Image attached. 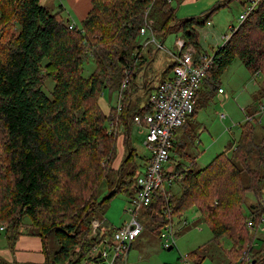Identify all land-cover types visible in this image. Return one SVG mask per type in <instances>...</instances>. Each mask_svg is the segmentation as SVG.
Here are the masks:
<instances>
[{
    "label": "trees",
    "instance_id": "16d2710c",
    "mask_svg": "<svg viewBox=\"0 0 264 264\" xmlns=\"http://www.w3.org/2000/svg\"><path fill=\"white\" fill-rule=\"evenodd\" d=\"M173 1L178 2L92 0L86 18L70 29L61 11L52 14L39 0H0V228H4L9 249L22 235L27 217L35 236L44 241L48 236L54 238L57 249L48 264L98 262L89 253L109 234L99 233L100 224L95 230L90 227L95 210L118 192L136 190L133 172L127 174L132 176L129 180L122 176V165L134 152L129 149L118 175L114 167L117 135L110 125L124 116L116 115V109L108 115L102 112L103 90L120 87L126 77L132 83L134 63L142 59L140 29L148 7L154 20L153 35L180 34L198 57L197 28L207 25L230 0L199 17L184 19L175 17ZM88 57L94 70L83 77ZM236 60L252 77H262L259 88L264 97V2L214 53L203 81L211 92L220 89L216 86L219 78ZM147 62L139 64L142 72ZM48 78L54 82L50 98L42 91ZM151 113L147 104L131 120ZM250 117L251 121L240 126L230 155L225 151L202 169L189 166L164 173L165 181L179 185V194L166 201L157 191L144 208L146 228L158 239L170 221L194 209L210 228V242L230 243L225 251L228 264H264L263 252L252 253L264 208L247 214L242 210L247 193L261 194L264 174V126L257 138L256 119L253 114ZM109 171L116 175L109 188L112 193L99 201L96 190ZM167 207L171 209L169 220L164 215ZM243 250H248L250 263L239 262ZM196 253L187 258H197L195 264H199L205 258Z\"/></svg>",
    "mask_w": 264,
    "mask_h": 264
},
{
    "label": "rangeland",
    "instance_id": "374dc122",
    "mask_svg": "<svg viewBox=\"0 0 264 264\" xmlns=\"http://www.w3.org/2000/svg\"><path fill=\"white\" fill-rule=\"evenodd\" d=\"M210 1L211 0H200L194 4H189L178 0V2H172V7L176 10L177 18H195L206 13L205 11H207L213 3H209ZM245 1L246 0H230L226 3V5H224V7L212 15L209 20L210 24L197 28L198 50L200 52H207L208 55H210L212 54V50H215L223 45V37L230 35L231 29H235L239 26L238 18L243 10V4ZM217 6L218 4H216L214 8ZM209 11L210 9L208 12ZM148 17L152 26H154V20L150 15ZM177 39L184 40L180 34L171 32L165 36L155 37L156 42L159 44L162 43V47H159V45H155V43L151 42L142 48L141 53L143 57L148 60L146 69L147 65L149 68L145 72L146 76H144V78L141 77V74L137 72L135 73V77L133 79L134 99L129 106L131 114L136 113L139 109L146 106L148 89L156 87L161 81L162 73L172 65L171 55L176 54L177 52L175 48V41ZM83 70V77H88L92 73L94 65L92 64L91 58L88 57L87 60H85ZM145 79L148 82V85L146 84L145 87H142ZM262 81L263 79L261 76L252 77L240 61H234L225 70L216 84V86L220 87L224 91V95H222L224 99L219 100L220 94L217 90H214L213 97L206 108L209 112L210 119L212 121H217L215 125L218 133L221 134L223 132V134H221L218 138L219 141L216 142L217 136L215 137L212 133L211 145H215H213L210 151H207L208 145L205 144L201 146L198 142L191 143L188 140L187 135L182 134V130H178L176 137L173 140V148L170 154L171 159L173 161L184 162V159H182V156L179 155L177 150V146L181 143L185 144L186 151L192 156H196L199 152L200 158L197 162L199 168L207 166V163H209L216 155L225 151H227L228 155H230L236 141L239 138L240 126H244L247 121L246 115L255 114L260 107H263L264 112V97H261L259 88ZM53 87L54 82L51 78H48L44 83L42 91L50 98ZM99 105L105 115H108L111 109L114 110L116 108L115 87L112 90H109L108 88L103 90L99 100ZM194 105H196L195 100ZM121 113L123 114L124 112ZM221 114L225 116V119H219ZM255 119L257 124L255 127L257 138H260L262 135L260 128L264 126V115L256 114ZM126 122L123 118L115 123L116 135L118 126L121 124L122 127ZM227 127L229 128L228 133L224 131ZM146 135L147 132L144 127H140L137 124H131L127 139L124 137L121 138V140H123L125 150L122 159H119L120 163L126 160L129 154V149L134 152V156L131 160L122 165V176L124 180L132 178V176H127L128 172H133V177L140 175L147 163L150 151L145 146ZM117 164L118 163H116V165L114 164L115 169L117 168ZM171 164L172 165L170 167H165L166 172H175L173 165L176 163L172 162ZM251 166L254 167L253 162L251 163ZM262 176L263 180L260 183L261 194L258 196L255 193L249 192L245 197V201L242 206V210L245 214L249 211L260 210V208H262L260 205V198L264 200L263 173ZM115 178V173L109 171V173H107V179L102 180L99 184L96 190V196L99 201L100 198L104 196L106 197L109 194V188ZM168 186L169 185L165 184L164 188L166 191L170 190V192L175 191L176 187H178L176 183L172 186V188L170 187L171 189ZM127 198L128 194L118 192L114 197L104 203L101 208H97L95 210V220H93L90 224V227L92 226V230L94 225L93 223L95 221H98L100 224L99 233H102L103 229L106 230L109 228V230L112 231L113 229L119 228L122 226L123 222L128 223L131 215L126 212V209L128 208ZM193 210L194 209L188 210L184 215L188 219H186L188 226H186L180 232V235H178V237L174 240V244H172L173 249L170 251L163 247V241L161 239H158L155 234L151 233L146 228L144 209L137 211L135 214L136 220L142 225L143 230L141 235L132 242L130 254L126 257L127 259L125 262L123 260L122 264H132L133 260L136 261V264H183L180 258L182 257L183 259L184 255H191L195 252H197V256L205 258V260H203L204 262L202 261L203 264H227L226 258L222 253V249L226 248L227 245L229 246V242L227 240H222L220 242L221 245H216L210 242L212 239L210 228L205 225L201 219L191 220L190 215ZM104 219L106 220V224H102ZM176 221L177 218L173 219L174 224ZM260 229L262 230H258L255 235L254 243L252 244L253 254L258 252L264 253V223L261 225ZM23 232L24 234L35 233V230L30 227V221L27 217L23 219ZM4 240V233L0 232V246L2 244L4 247ZM46 245L51 259L52 254L57 249V245L52 236L47 237ZM247 251L248 250H243L242 254ZM0 258L4 259L5 263L8 264V259H5L1 252ZM188 262L189 264H195V262L189 260ZM94 264H100V262Z\"/></svg>",
    "mask_w": 264,
    "mask_h": 264
},
{
    "label": "built area",
    "instance_id": "2783aa9c",
    "mask_svg": "<svg viewBox=\"0 0 264 264\" xmlns=\"http://www.w3.org/2000/svg\"><path fill=\"white\" fill-rule=\"evenodd\" d=\"M263 2L264 0H246L238 18L239 25ZM149 9L150 7L145 12V21L140 29V37L147 35L150 37V43L153 42L155 45L162 47V45L156 42L155 36L152 33V23L148 17ZM74 27H76L74 24H69L70 29ZM235 29H231V34ZM230 35L223 37L224 43L229 39ZM175 48L177 50L176 61L173 64L170 77L164 79L149 92L148 104L152 108V113L145 115L143 119L138 117L133 119V123L146 129L145 146L150 151V158L144 172L136 177L135 180L136 191L130 198L129 206L126 209V212L131 215L130 221L112 232V244L104 243L101 246L93 248L89 253L90 258L97 256L99 253L100 256L97 260L100 264H116L117 260H124L125 262L132 242L139 237L142 231V225L136 220V212L148 207L152 203L153 196L157 191L163 193L162 195L165 196L166 201L170 199L169 194L164 191V184L167 182L164 180V173L165 167L171 159L170 154L173 148V139L176 131L193 114L196 93L202 85L214 58V53L210 55L202 54L196 57L194 48L186 44L182 39L175 41ZM137 61L142 62L141 60ZM129 85V78L126 77L120 85V99L115 108L116 115L122 111V95ZM218 93H222V89H219ZM258 114H264L263 107L258 109ZM220 119H225V116L221 114ZM251 120L252 117L247 118V121ZM110 127L111 129L115 128L112 124ZM171 181L169 180L167 183L169 184ZM260 205L264 208V200L262 198H260ZM170 214L171 209L167 207L164 215L168 220L170 219ZM172 221L160 233L159 239L163 241V247L165 248H172V244H174L175 232L172 227ZM260 222L261 224L257 227L256 231L262 230L260 227L264 223V218H261ZM93 224V230H95L99 223L95 221ZM247 225L252 227L253 224L249 221ZM0 230H3V228H0ZM187 259V255H184L182 259L183 264H189ZM240 262H251L249 252H243Z\"/></svg>",
    "mask_w": 264,
    "mask_h": 264
},
{
    "label": "crops",
    "instance_id": "0c3cea01",
    "mask_svg": "<svg viewBox=\"0 0 264 264\" xmlns=\"http://www.w3.org/2000/svg\"><path fill=\"white\" fill-rule=\"evenodd\" d=\"M198 1H200V0H181V2L189 3V4H194V3L198 2ZM91 2H92V0H39L40 5L43 6L45 9H47L48 12L54 14V13H57L58 11H61L63 18L69 19V22L71 24H74L75 26H79L80 23L86 18L87 14L89 13V11L91 9ZM223 2L224 1H222V0H211L209 3H212V5H210L209 9L212 10V9H214V6L216 4H218V6H219L220 4H223ZM217 7H215V8H217ZM220 9H218V11ZM208 10L205 11V12H208ZM175 17H176V14H175ZM188 18H190V17H188ZM177 19H181V18H177ZM182 19H184V18H182ZM149 39H150V37L147 36V35L141 37L139 39V41H140L139 45L142 48L144 46H147V44L150 43ZM160 45H162V43ZM219 48H217L215 50H212V53H215ZM199 53H200L199 55L208 54L207 52H202V51L201 52L199 51ZM176 54H177V52H176ZM176 54L171 55L172 65L175 64ZM141 55H142V53H141ZM141 58L142 59H139V60H141V61L146 60L143 57V55L141 56ZM146 61H148V60H146ZM140 63L141 62L135 61V63H134L135 72L134 73L137 72V73L141 74L142 78H144V76H146L145 72L147 71L149 66L147 65V69H146V66H145V69L142 72L141 68H138ZM150 64H151V62H150ZM170 73L167 74L166 76L162 77L160 83L164 79L170 77ZM144 84L148 85V82L146 81V79L144 81ZM206 86H208L207 83H202V85L200 86V88L197 91L196 96H195V102H196L195 112L193 113V115H191L186 120V122L178 130H182V134H184V135L186 134L188 140L191 143H193V142L197 143L198 142V144L201 145V146L205 145V144L208 145L207 151H210V149H212L213 145H215V144L211 145V143H212V139H211L212 138V133L214 134L215 137L217 136V138H216L217 139L216 142H217V141H219L218 138L221 136V134H223V132L221 134L218 133V130H217L216 125H215L217 123V121L216 120L212 121L210 119V115H209L208 110H206L208 104L210 103L211 98L213 97V92H211V88L206 87ZM133 87H134V83H133V80H132V83L129 85L127 90H125L123 92V95H122L123 96L122 102L125 103V105H124L125 107H124V110H123V112H124L123 113L124 114V121L125 122L127 121V122L122 127H121V124H120L118 126V130H117L116 147H115V153L116 154H115V162H114L115 165H116V163H118L117 164V170L119 169V166L121 165L119 159H122V156H123L124 150H125L124 149L125 147H124V144H123V140H121V138L124 137V138L127 139L128 132L130 130V125L131 124H136V123H133V121L131 120V117H132L133 114H131L130 111H129V106H130L131 102L134 99V88ZM142 87H143V85H142ZM152 89H154V87L148 89V95H149V92L152 91ZM119 90H120V87H117L115 89V92H116V104H118V101L120 99L119 98V92H120ZM219 94H220L219 95V100L224 99L223 96H222V95H224V91L222 90V93H219ZM225 96H227V95H225ZM147 104H148V97H147L146 105ZM115 114H116V112H115ZM256 114H258V110L253 115L255 116ZM117 115L120 116L121 112L119 114H117ZM250 116L251 115H246L247 118L250 117ZM177 131L175 133L174 139L176 137ZM224 131L228 133L229 128L227 127ZM125 133H126V135H125ZM177 147H178L177 150L179 152V155L182 156V159H184L183 160L184 162L173 161L172 159H170L169 163L167 164V167H170L172 165L171 163L173 162V163H176L175 165H173L175 171L180 170V168L186 169L189 166L191 168L202 169V168H199L198 164H197V162H198V160L200 158L199 152L197 153L196 156H192L190 153H188L186 151L185 144L181 143ZM149 158H150V156L147 159V163H148ZM210 162L207 163V165L210 164ZM145 167H146V165L144 166V168L141 171L140 175L144 172ZM128 173H130V172H128ZM165 173H169V172L165 171ZM138 176H136V177H138ZM136 177H134V181L136 180ZM165 184L169 185L168 186L169 188L170 187L172 188V186L175 183L172 180L169 184L167 182ZM165 184H164V186H165ZM134 186H136L135 183H134ZM135 191L136 190L131 189L129 194H128V195H130V197L127 198L128 206H129V200H130V198L132 197V195H133V193ZM164 191L167 192L170 197L175 196V195L179 194V185H178V187H176L175 191H173V192H170V190L166 191L165 188H164ZM185 214H186V212L183 213L181 216H179L177 218V221L175 222V224L172 221V227H173V230L175 232V237H174L175 239L178 237V235H180V232L186 226H188V223H187L188 219L184 216ZM190 216H191V220L200 219V214H199V212L197 210H193ZM144 218L147 221V219L145 217V214H144ZM125 223L126 222H123L122 225H124ZM102 224H106V220L105 219L102 221ZM1 228H3V227H1ZM98 229L100 230V226L98 227ZM197 229H198V227H197ZM114 230L115 229L110 231L109 228H107L106 230L103 229V232L101 234H103V233L106 234L107 232L109 234V235H107L106 240L104 241V243H109V244L113 243V241H112V232ZM142 230H143V227H142ZM0 232H4V228H3V230H0ZM257 232L258 231H255V235H256ZM21 233H22V235L16 241L13 249H9L7 247L6 240H4V247H3L2 244L0 246L1 247L0 248V252L2 253V256L5 259H8L7 260L8 264H48V260L50 259V256H49V253H48V248H47V245H46V241L42 240L41 237L35 236L33 233L32 234H30V233L29 234H24L23 227L21 228ZM141 233H142V231H141ZM141 233H140V235H141ZM229 248H230V243H229V246L227 245L226 248L222 249V253H223L224 256H225L226 249H229ZM172 249H173V247L171 248V250ZM200 249H201V247H200ZM200 249H198V250H200ZM130 251H131V246H130L129 252L127 253V256H129ZM168 251H170V250H168ZM0 260H1L0 264H6L4 259L0 258ZM180 260L182 261V257L180 258ZM187 260L195 262V263L197 262V258H191L190 257ZM3 261H4V263H3ZM226 261H227V259H226ZM203 262H200L199 264H203ZM239 262H240V260H239ZM118 263L122 264L123 261L122 262L118 261L116 264H118ZM92 264H94V263H92ZM132 264H136V261L133 260ZM163 264H167V263H163ZM227 264H228V261H227Z\"/></svg>",
    "mask_w": 264,
    "mask_h": 264
},
{
    "label": "water",
    "instance_id": "95a60500",
    "mask_svg": "<svg viewBox=\"0 0 264 264\" xmlns=\"http://www.w3.org/2000/svg\"><path fill=\"white\" fill-rule=\"evenodd\" d=\"M146 85L145 84H143V87H145ZM127 157H129V154H128V156ZM123 162H125V160L123 161ZM121 168V165L119 166V169ZM119 174V170H118V173H117V175ZM118 177H117V180H116V184H115V186L117 185V183H118ZM111 191L109 192V194L106 196V198H109L110 197V195H111ZM100 203V202H99ZM167 250H171V247H169ZM99 256H100V254L98 253L97 254V256H96V258H99Z\"/></svg>",
    "mask_w": 264,
    "mask_h": 264
}]
</instances>
